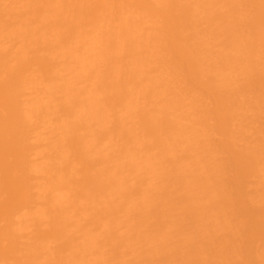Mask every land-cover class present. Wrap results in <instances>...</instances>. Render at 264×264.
<instances>
[{
    "label": "bare ground",
    "instance_id": "bare-ground-1",
    "mask_svg": "<svg viewBox=\"0 0 264 264\" xmlns=\"http://www.w3.org/2000/svg\"><path fill=\"white\" fill-rule=\"evenodd\" d=\"M0 264H264V0H0Z\"/></svg>",
    "mask_w": 264,
    "mask_h": 264
}]
</instances>
